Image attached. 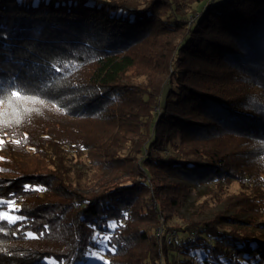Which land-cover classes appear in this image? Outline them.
<instances>
[{"label":"trees","instance_id":"trees-1","mask_svg":"<svg viewBox=\"0 0 264 264\" xmlns=\"http://www.w3.org/2000/svg\"><path fill=\"white\" fill-rule=\"evenodd\" d=\"M7 103L0 264H264V0H0Z\"/></svg>","mask_w":264,"mask_h":264},{"label":"rangeland","instance_id":"rangeland-1","mask_svg":"<svg viewBox=\"0 0 264 264\" xmlns=\"http://www.w3.org/2000/svg\"><path fill=\"white\" fill-rule=\"evenodd\" d=\"M181 32V31H180ZM178 40L181 38V34L179 35L178 34ZM177 39V38H176ZM165 40V39H164ZM140 65L143 66L142 62H140ZM142 72L140 71V68L138 67L137 69H133L131 70L128 74H127V77H128V80H130L131 82L133 81H138V82H143L145 80V82L143 84H146L147 83V77L146 79L141 76ZM10 103H7V104H4V105H1L0 104V126H3V125H9L10 123H19L21 121H11L12 119L14 120V114L12 115V117H10V111H14V113L17 111V107L18 106H9ZM10 107V108H9ZM241 151V150H240ZM6 158H7V153L5 151H0V167L1 165H5L6 166ZM35 160H39L41 162V160L39 159V157L35 156V158H33ZM81 160H85V156H82L80 157ZM31 161H33L32 159H29ZM86 161V160H85ZM87 162H85L86 164ZM47 167V166H46ZM86 171L88 172V176L90 174H105L106 176L109 175V171H103L101 168H98V166H96L94 164V162H88L87 163V167H86ZM49 169V168H48ZM47 169V170H48ZM50 171L53 170V168H50L49 169ZM106 172V173H105ZM126 176V175H125ZM211 186V185H210ZM209 187H201V188H198L194 191L193 195L191 196V198L189 199V205L187 206V208H184L182 211H183V216L186 217V218H189L190 217V213L192 215H197L199 216L201 219H213L215 218V216L217 214H220L222 212H224V214L227 216V215H230L232 212V210L230 211H226L228 209H225V204L223 202H221L219 199H216V200H212L211 198V195H209V190H208ZM241 187L237 184V183H232V185L229 187V194L231 195H240L241 194ZM232 204L231 206L234 204V203H240L242 202L243 200H237V199H232ZM252 209H255V208H252ZM257 209V208H256ZM4 214H9V215H14L17 219H16V222H18L21 217L19 214L17 213H14V212H3ZM250 215H253L252 213ZM226 218V217H224ZM240 220H242L243 222L241 223H234L236 220H230L227 218V220H224V223H227V226L228 228H235L236 226L239 227V229L243 230V231H248V230H251L253 232H256V233H264V230L262 228H260V223L262 221H264V209L261 213H259L258 215L256 216H253L252 219H248L246 216H242V219L239 218ZM247 220H250L252 222L251 225H247ZM246 221V222H244ZM176 223H179L180 225L184 223L183 220H179L177 219L176 217L173 218L171 220V223L172 225L176 224ZM226 225V224H225ZM104 248L101 249L100 247L99 248H95V249H92L90 252V255H89V259L88 261H84L83 263L81 264H101L103 263L104 261Z\"/></svg>","mask_w":264,"mask_h":264},{"label":"snow or ice","instance_id":"snow-or-ice-1","mask_svg":"<svg viewBox=\"0 0 264 264\" xmlns=\"http://www.w3.org/2000/svg\"><path fill=\"white\" fill-rule=\"evenodd\" d=\"M13 95H16V93L13 92ZM16 219L14 215L0 213V220L8 221L10 224L15 223Z\"/></svg>","mask_w":264,"mask_h":264},{"label":"built area","instance_id":"built-area-1","mask_svg":"<svg viewBox=\"0 0 264 264\" xmlns=\"http://www.w3.org/2000/svg\"><path fill=\"white\" fill-rule=\"evenodd\" d=\"M172 238H173V233H171L170 235L167 236V242L171 243Z\"/></svg>","mask_w":264,"mask_h":264}]
</instances>
